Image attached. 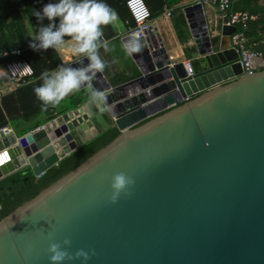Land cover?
I'll use <instances>...</instances> for the list:
<instances>
[{"label":"water","instance_id":"1","mask_svg":"<svg viewBox=\"0 0 264 264\" xmlns=\"http://www.w3.org/2000/svg\"><path fill=\"white\" fill-rule=\"evenodd\" d=\"M195 6L190 75L150 26L130 56L138 77L111 86L97 73L91 81L109 112L88 116L78 107L41 130L0 135L2 181L58 164L78 148L75 130L81 143L119 131L0 221V264H49L48 245L64 239L70 254L92 251L87 264H264V71L244 73L226 43L235 28L212 35ZM118 172L134 183L113 204Z\"/></svg>","mask_w":264,"mask_h":264},{"label":"trees","instance_id":"2","mask_svg":"<svg viewBox=\"0 0 264 264\" xmlns=\"http://www.w3.org/2000/svg\"><path fill=\"white\" fill-rule=\"evenodd\" d=\"M143 1L149 9L150 18L163 6L160 0ZM47 2L49 0H0V67L6 63L21 60L26 61L33 70L29 83L0 95V129L17 121L27 125L21 130V133H25L53 120L67 110L62 108L60 102L55 108L49 107L46 111H41V102L36 99L33 92V88L41 83L39 77L43 72L55 69L57 65L62 64L56 50L33 51L28 47L30 37L40 26L36 18L32 16V10H40ZM104 2L115 10L122 21H127L131 27L134 26L125 5L126 0H104ZM44 23L47 21L45 20ZM246 35L251 37V43H264V8H262L260 20L250 22ZM111 37L113 33L110 26H103L102 38ZM16 50H19L20 54L12 55L11 51ZM257 71H264V67ZM80 102L81 99H76L74 106ZM73 135L78 148L37 179L18 173L0 182V221L21 204L34 198L43 189L110 144L119 135V131L115 127H109L85 143H81L80 134L74 132ZM7 186L11 187V195L6 190Z\"/></svg>","mask_w":264,"mask_h":264},{"label":"clouds","instance_id":"3","mask_svg":"<svg viewBox=\"0 0 264 264\" xmlns=\"http://www.w3.org/2000/svg\"><path fill=\"white\" fill-rule=\"evenodd\" d=\"M32 16L40 26L30 37L28 47L31 50H62L68 45V51L78 56V63L83 64L81 67L59 64L40 75L41 83L33 88V92L41 102V111L55 108L70 93L79 92L86 86L87 103L99 112H109L105 92L94 88L91 81L105 69L106 64L99 50L107 53L111 49L109 42L102 38L103 26L111 25L118 19L115 10L104 0H49L40 10L33 9ZM45 20L47 23H44ZM141 46L135 36L121 45L125 56L139 52ZM85 60L87 63H84ZM133 183V179L123 172L112 175L109 202L116 203L121 194L129 195L128 190ZM70 243L68 239L63 240V247L60 243H50L47 249L49 264H64L74 259H79L80 264H87L92 251L79 249L70 254L67 250Z\"/></svg>","mask_w":264,"mask_h":264},{"label":"crops","instance_id":"4","mask_svg":"<svg viewBox=\"0 0 264 264\" xmlns=\"http://www.w3.org/2000/svg\"><path fill=\"white\" fill-rule=\"evenodd\" d=\"M163 2V6L158 10L155 15L150 18V26L154 27L158 33L161 42L166 49L172 62L182 61L185 62L190 58V54L193 52V40L191 39L190 25H198L199 12L195 6V0H160ZM264 8V0H233L229 9L231 12H246L249 15L255 16L256 19L252 22H256L261 18V11ZM185 12V10H188ZM200 13L204 16L206 21V27L212 35L220 36L222 27L225 26L224 19L227 16L226 13H222L216 6L202 4ZM118 17V16H117ZM250 24V23H249ZM113 37L105 39L109 42L110 51L105 53L103 49L99 50V55L102 60L105 61V69L102 72L103 77L111 86H116L127 82L133 78L139 76V72L134 65L130 56H125L122 45V38L127 35L128 28L131 26L127 21H122L119 17L111 25H109ZM249 28V25H248ZM247 28V30H248ZM246 30V32H247ZM246 36V48L251 52L258 53L259 56L254 59L255 71L264 67V43L255 44L251 43V37ZM226 43L227 47L230 46L229 36L232 33L230 28L227 29ZM221 37V36H220ZM214 39L218 40L219 37ZM63 65L67 66L72 62L79 60L78 56L73 55L68 51V45L64 46L62 50H56ZM115 60V62H113ZM4 95V94H0ZM76 99H81V102L74 106ZM62 108H66V111H71L80 107L81 114L88 116H94L97 109L87 103V88L80 90L79 92L70 93L60 103ZM65 111V112H66ZM109 124V121H106ZM22 126L18 131L12 129L10 124L11 133H15L17 136H21L25 133H21L22 127L27 125L21 123ZM43 125V124H42ZM102 127V125H101ZM95 128L91 126L90 130ZM34 129L30 130L32 132ZM83 137L80 131H74ZM21 174V173H20ZM27 177H33L30 172L21 174ZM10 178V177H8ZM8 178H4L6 180ZM36 178V177H33ZM37 179V178H36ZM1 182V181H0Z\"/></svg>","mask_w":264,"mask_h":264},{"label":"built area","instance_id":"5","mask_svg":"<svg viewBox=\"0 0 264 264\" xmlns=\"http://www.w3.org/2000/svg\"><path fill=\"white\" fill-rule=\"evenodd\" d=\"M233 0H195L196 5L208 4L216 6L222 13H226L228 20L226 26L234 27L235 31L229 36L230 46L238 54V63L244 73L255 71L254 59L259 56L258 53L251 52L246 48L245 32L250 22L256 19L255 16L246 12H230L229 9ZM126 8L134 23L133 27L128 28L127 35L135 36L136 39L144 37L150 28V12L143 0H126ZM12 55H19L20 51H11ZM184 69L188 75L191 74V68L188 61L183 62ZM33 76V70L26 61H13L0 67V94H6L12 89L26 85ZM41 126L33 131L41 130ZM32 131V132H33ZM11 133L9 126L0 129V135L6 136Z\"/></svg>","mask_w":264,"mask_h":264},{"label":"rangeland","instance_id":"6","mask_svg":"<svg viewBox=\"0 0 264 264\" xmlns=\"http://www.w3.org/2000/svg\"><path fill=\"white\" fill-rule=\"evenodd\" d=\"M10 126H11L12 129H14L15 131H18L19 128H21L20 126H22V125H21V123H19V122H17V121H13V122L10 123ZM22 128H25V127H22Z\"/></svg>","mask_w":264,"mask_h":264},{"label":"bare ground","instance_id":"7","mask_svg":"<svg viewBox=\"0 0 264 264\" xmlns=\"http://www.w3.org/2000/svg\"><path fill=\"white\" fill-rule=\"evenodd\" d=\"M36 178H38V177H36Z\"/></svg>","mask_w":264,"mask_h":264}]
</instances>
